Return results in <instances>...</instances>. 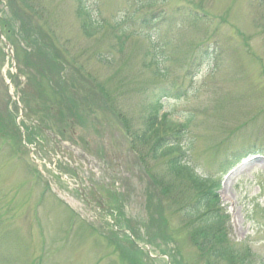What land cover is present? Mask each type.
I'll use <instances>...</instances> for the list:
<instances>
[{
  "label": "rangeland",
  "instance_id": "374dc122",
  "mask_svg": "<svg viewBox=\"0 0 264 264\" xmlns=\"http://www.w3.org/2000/svg\"><path fill=\"white\" fill-rule=\"evenodd\" d=\"M0 19L15 49L0 39V264H209L186 219L195 230L210 213L244 264H264V156L250 157L264 153V0H0ZM20 28L53 51L25 58ZM172 125L182 161L217 186L201 221L182 211L197 191L152 152ZM78 189L88 226L61 203L80 213Z\"/></svg>",
  "mask_w": 264,
  "mask_h": 264
},
{
  "label": "trees",
  "instance_id": "16d2710c",
  "mask_svg": "<svg viewBox=\"0 0 264 264\" xmlns=\"http://www.w3.org/2000/svg\"><path fill=\"white\" fill-rule=\"evenodd\" d=\"M19 14L17 15V20L19 21V23H22L23 21L19 17ZM184 18H186V15L181 18L182 23L185 22ZM0 24L3 25V28L6 27L10 30L6 20L0 21ZM89 30L90 32L86 29V34L88 35H90L92 33L91 30L94 29ZM33 35L31 32L24 34V31L22 30V28H20V41L24 44L25 49L29 50V52H27L26 54L27 57L25 58H28L30 55L33 54L35 55V53L37 56H39V54H42L43 52H45L46 54L47 51L49 54L50 51H53L54 48L50 43L44 41L40 42L38 34L34 31ZM55 58L50 60L53 66H56L53 61ZM47 64L49 65V63ZM61 89H63V86L60 87V90ZM99 91L104 93V89L101 87ZM62 105H64V103H62ZM60 115L61 117H63L62 113ZM1 120H3L5 124H8V121L5 120V117L3 119L0 118V123L6 129L7 126L4 125ZM158 120H160V118H158L157 114L151 117L150 123L147 125L146 131L141 136L142 141H146L149 136H151L152 134H157L159 132L161 126L160 123L157 122ZM9 121L12 124L14 131H16L13 119L9 118ZM166 128L170 127L167 126L162 129L164 131H172V139H159L160 141L158 140L155 143V149H152V152L157 153L159 158H162V156L166 157L168 173L171 176L185 177L190 182L191 186L197 191V194L195 195L193 201L190 203V206L187 209H182V211L184 212L183 218H190L196 221H201V218L204 216L203 214L207 212L210 208L211 199L209 198L213 196L211 193H213V191L217 189V186L215 183H211L209 186L208 182L210 181L208 180L210 179H202L195 173V171L188 165V163L182 161L184 153L182 152V146L181 144L179 145V142L180 138L182 137V132L185 129V126L180 125L175 128V126L172 125L170 129ZM0 130H2L1 125ZM162 141H165L166 144L160 145ZM217 219L218 215L216 216L215 213H210L208 220L203 222L204 226L195 230L193 225H191L193 221L186 219V221H188V226L190 224L189 232L192 236V240L195 247L199 250L200 254H206V260L209 264H244L245 259H241L242 256L238 255V252L235 250V246L227 244L225 236H221L219 229L214 231L213 226L215 225V221Z\"/></svg>",
  "mask_w": 264,
  "mask_h": 264
}]
</instances>
